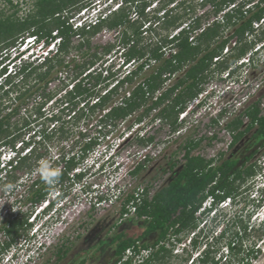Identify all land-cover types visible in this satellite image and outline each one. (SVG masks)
I'll return each instance as SVG.
<instances>
[{
    "label": "trees",
    "instance_id": "1",
    "mask_svg": "<svg viewBox=\"0 0 264 264\" xmlns=\"http://www.w3.org/2000/svg\"><path fill=\"white\" fill-rule=\"evenodd\" d=\"M0 1L7 5L5 9L0 8V145L11 146L14 149L18 136L11 128L13 116L21 113L33 95L35 99H43L35 106L40 112L48 100L63 90L67 91L55 101L58 102V106L52 110L49 117V120L54 122L53 126H62L66 121V119L62 121L59 113H64L67 122H71L73 126L91 120H96L95 126H117L121 120L129 116L134 117L129 125L133 126L134 123H139L150 116L153 108L159 107V111L152 118L160 117L164 123H170L175 130L179 126V113L184 110L187 102L201 91V85L213 71L211 68L213 63L226 55L218 64V69L222 70L230 62L245 55L256 41L264 38L262 30L261 35L255 36L254 40L248 39V35L255 31V24L264 19V0H203V5L210 4L212 10L195 16H189L187 12L182 15L178 12L174 14L177 8H182L186 2L169 0L168 4L174 5L165 10L163 15L155 13L154 17L148 10L153 0H124L127 5L111 11L99 18L96 23L83 27L74 26L70 22L71 13L75 8L80 9V5H89L92 0H33V7L25 16L19 15L20 1ZM191 11L194 13V10ZM211 13L215 16L214 20L204 27L203 24L208 21ZM219 13L223 14V22L217 19ZM151 20L162 22L165 30L175 32L147 38L145 27ZM228 28L234 30L227 35L225 32ZM103 29L119 32L120 41L117 39L116 44L110 42L95 44L92 38ZM153 29L156 30L150 27L148 31L153 32ZM195 31L199 33L195 34ZM25 36L35 37L38 41L43 40L45 44L54 42L56 51H50L47 56L43 58L38 56L30 61L23 58L25 51L18 50L15 56H10L8 48L19 49V45L22 46L26 40ZM232 39H235V44L228 48L227 54L225 50ZM170 46L173 47L172 50ZM114 47L115 53L122 51L120 54L125 63L136 65L110 87V82H104L111 78L114 81L118 77L117 73L110 72L107 77H103L104 68L100 66V70L96 71L93 67L102 59L101 57L111 54ZM165 48H170L168 53ZM72 49L81 57L80 61H77L75 56L66 61V55ZM106 60H103L102 65ZM10 67L14 69L9 70ZM42 68L45 69L42 71ZM53 70H56V74L51 77ZM148 70L151 71L137 82V79ZM180 72L182 74L171 84H166L173 75L176 76ZM63 73L68 75V78L64 77ZM32 75H35L34 82L21 89L19 83L27 81ZM57 78L62 88L52 93L47 89ZM128 85L134 86L130 92L121 95V91ZM157 90H160V93L155 95ZM14 92L16 97L13 101L8 104L9 106L2 107L4 97H9ZM120 95L121 99L118 100L116 97ZM260 102L255 101L227 124L233 133L230 149L247 133L252 132L251 143L252 145L256 143L252 152L242 159L224 158V152L219 153L217 158H207L193 152L201 144L202 138L199 140L187 138L182 146L184 161L181 169L174 172L179 162L170 161L169 170L174 172L172 178L151 198L145 196L135 216L132 217L140 219V232L135 236H127L124 231L116 232L110 240L114 247L109 260H113L104 264L120 261L129 247H134L136 252L152 248L150 256L139 264L165 262L171 257L175 247V244H172V247L168 248L166 243H173V240L180 243L183 240L182 234H189L199 226L200 217L196 214L209 196L214 197L215 203L229 198L235 202L238 196L246 191L242 190L244 183L246 184L248 179L254 177L261 169L258 168L257 162L249 163L259 149L264 147V110ZM245 116H248L246 124ZM27 120L30 121V118L27 117ZM27 120L25 124L28 123ZM17 124L15 123V126ZM57 130L61 132L60 139L66 137L67 132L63 127ZM57 130L48 132L44 128L43 139L52 140ZM28 139V141L24 139L25 146L33 144L34 140ZM42 155L33 149L31 155L23 156L19 164L13 166L14 171L18 168H33L36 160ZM72 165L73 161L69 160L68 169ZM2 170L0 166V173ZM141 171L140 165L132 173L137 174ZM13 173L8 175L11 181L17 179ZM67 177V171H62L58 180L64 182ZM30 183L32 196L30 199L34 200L45 198L52 188L44 184L41 178ZM129 198L131 196L124 202L129 201ZM121 210L125 211L124 205ZM206 212L209 213L210 210ZM2 227L11 237V241H15L30 224L25 217L13 216ZM242 227L246 232L248 225ZM21 229L24 231L20 232ZM225 232L226 230L223 234ZM152 237L154 239L149 241ZM240 241L242 235L236 232L227 242L230 253L236 250L241 252ZM198 243L197 238H194L192 247L196 248ZM67 245L61 244L56 254L60 257L65 255L69 248ZM247 251V260L243 259L238 264H250L249 259L255 256L257 250L251 248ZM86 259L79 260L77 264H85ZM221 261V258L212 256L211 250L204 251L199 258L200 264H221ZM124 264H132V260L128 259Z\"/></svg>",
    "mask_w": 264,
    "mask_h": 264
},
{
    "label": "built area",
    "instance_id": "2",
    "mask_svg": "<svg viewBox=\"0 0 264 264\" xmlns=\"http://www.w3.org/2000/svg\"><path fill=\"white\" fill-rule=\"evenodd\" d=\"M96 1L99 4L102 0ZM110 8H113V5ZM79 14L86 13L83 9ZM101 15L106 16V11L99 12L98 8H93L90 12V21L96 23ZM217 19L223 22V14L219 13ZM82 20L80 17H74L72 22L74 26L79 27L85 23ZM262 30H264V19L255 24V31L248 35V39L254 40L255 36L261 35ZM169 50L170 48H165L166 53ZM225 51L228 54V48ZM225 56L213 63L211 67L213 71L208 76L207 81L201 85V91L189 100L184 110L179 113V126L175 130L170 123H164L160 117L152 118L160 126H140L145 123L147 117L139 123H134L133 126H118L134 118L129 116L127 119L121 120L117 126H48L46 128L48 132L57 130L59 127H63L67 132L66 137L59 140L57 145L50 143V140L43 139L42 131L45 126H36L38 140L33 141L32 145L25 146L23 139L16 143L15 149L11 146H3L4 149L0 150V166L3 168L0 173V183L1 177L5 173L3 178L11 182V186L7 187L5 193H8L9 197L16 194V197H13L15 202L11 206L15 214L6 215V218L1 217L0 219V264H37L38 260L49 250L52 239L57 235L52 233L53 230L58 229L59 225L66 228L73 223L74 216H68L70 213L68 206L78 204L80 207H84L79 200L71 201L70 196H68L77 193L78 190L83 192L85 201L90 204L91 208H94L92 209V211L95 210L94 212H104L121 201L119 223L134 217L144 197L151 198L154 195L152 186L137 182L139 174L148 167L149 163L158 159L173 140L186 133L190 128L199 126L201 121L208 122V125L214 126V128L223 126L221 129L225 136L224 140H221V144L224 148L230 147L233 141V133L227 124L240 114L243 107L263 87L264 82L261 79L252 80L251 76L253 71L264 65V38L256 41L253 48L245 55L230 62L226 68L219 70L218 64L225 59ZM117 59L120 61L113 62L111 60L109 62L108 59L105 61L109 64L104 67L103 77H107L110 72H115L118 76L113 83H111L112 78L104 82H110L109 86L111 87L117 82V79L124 77L135 66V63L134 65L125 63L121 54ZM159 93L160 90H157L155 95ZM260 101V106L264 110L263 98H260ZM158 111L159 107H155L150 115L153 117ZM247 121L248 116H245L244 122ZM161 124H166V126ZM164 131H168V134H163ZM159 132H162L161 134L164 136L158 135ZM60 133L57 130L56 135ZM201 138L203 140V137H195L194 139L199 140ZM25 139L29 140L28 138ZM220 139L219 132L214 131L210 132V136L204 137V140L209 143H215ZM87 145L91 147L87 148ZM33 149L43 155L36 160L33 168L25 167L30 171L25 174L27 179H23L22 176L21 184L18 183L20 179L11 181L8 175L13 173V166L19 162L18 159L31 155ZM221 152L223 151H219L216 156L210 157L217 158ZM41 159H48L61 172L67 171L68 177L64 182L58 180L47 192L45 198L34 200L30 199L32 197L30 195L25 199L30 202L25 203L23 202V195L27 192H25L24 183L28 182V176H32L34 168H38V162ZM69 160L73 161L70 169L67 167ZM140 165L142 171L137 174L132 173ZM97 177H103V182L93 181ZM38 178L40 179V175L37 170L34 178L29 180L33 182L34 179ZM14 190L16 191L14 192ZM58 194H63V197L52 202ZM128 196L131 198L124 202ZM213 199L209 196L196 215H201ZM123 205L125 211L121 210ZM79 213L77 210V216ZM24 214L28 218L30 227L16 241H11V237L2 226L6 224L9 217L15 215L20 217ZM151 252L152 248H145L136 252L134 247H129L122 259L114 264H124L128 259L132 260V264H139L147 259Z\"/></svg>",
    "mask_w": 264,
    "mask_h": 264
},
{
    "label": "rangeland",
    "instance_id": "3",
    "mask_svg": "<svg viewBox=\"0 0 264 264\" xmlns=\"http://www.w3.org/2000/svg\"><path fill=\"white\" fill-rule=\"evenodd\" d=\"M22 2V5L20 4V16H25L28 14V12L33 7V0H14ZM107 1V4L111 1L112 4H114L113 7H116V9L119 8V6L127 5L125 2L121 4L122 0H105ZM98 3V1H96ZM110 2V3H111ZM120 4H119V3ZM169 0H153L152 5L150 6L149 11L151 12V16L154 17L155 13H158V15H163L165 10L171 8L174 3L168 4ZM180 2V0H179ZM185 4L182 6V8H177V11L180 15L187 12L190 15L189 16H195V15H203L207 11H211L212 8L210 4L203 5V0H185ZM103 2L101 1V3ZM6 3L3 1H0V8H6ZM80 7L84 8V6ZM103 7V5H102ZM77 9V8H75ZM73 9L72 11H74ZM186 10V11H185ZM194 10V13L191 11ZM215 16L211 13L208 21L203 24L204 27L210 22L214 20ZM185 20V17L184 19ZM189 23L190 21H186ZM184 25L186 23L184 22ZM150 27H154L156 30L153 29V32L148 31ZM147 31H146V37L149 36L154 37L157 35H167L170 32V29L165 30L162 27V22L157 23L153 20L149 21L146 25ZM174 30V29H173ZM179 30L178 28L176 29ZM234 28H228L226 30V34H231L233 32ZM175 32V31H174ZM173 32V33H174ZM155 33V34H154ZM199 31H197L195 34H198ZM145 37V38H146ZM26 38V36H25ZM120 34L119 32L114 31H108V30H101L98 34H96L92 41L100 44H116L117 39L120 41ZM157 37H155L154 40H156ZM32 40V41H31ZM77 42V40H75ZM33 42V38L25 40L22 46L19 45V49L17 48H8L10 52V56H15L16 52L19 50H23L27 48L28 46H31ZM118 43V42H117ZM235 44V39H232L231 43L227 46V48H231ZM41 46V45H40ZM119 47V46H118ZM171 47V46H170ZM117 48V47H116ZM39 48H36L38 50ZM114 49V50H113ZM112 49L111 54L105 55L101 57L102 61L99 60L98 63L93 67L94 70L99 71L100 66L103 68L105 65L109 64L111 60L113 62L120 61L117 59L122 51L115 53V47ZM173 47H171V50ZM45 50L43 49L41 52L35 51V55H30L31 51L29 53H26L23 58L26 60H35L36 57L41 56L42 58L45 57ZM39 51V50H38ZM44 52V55H43ZM67 56V57H66ZM66 61H70L73 56H75L77 61L81 60V57H79L78 53H76L75 49H72L69 54H67ZM100 56V55H99ZM108 59L109 62H104L103 60ZM136 65V64H135ZM14 68L10 67L9 70H13ZM45 68H42L43 71ZM92 69V68H91ZM151 70L146 71L141 78L137 79V82L142 80V78L147 75ZM56 70L52 72L51 77L55 76ZM182 72L178 73L175 77L171 78V81H167V84H171L178 76H180ZM72 74L70 73V76ZM64 77L68 78V75H65L63 73ZM35 75H32L31 77H28L27 81H22L19 83V86L21 89L27 88L28 85H31L34 82ZM15 80L17 78H14ZM252 80L261 79L264 82V65L258 67L255 71H253V74L251 76ZM112 81L111 83H113ZM136 83V81H135ZM61 83L59 79H55L52 81L48 87V91H51L52 93H55V91L59 90L61 87ZM134 85H128L126 86V89H123L121 91V95L126 94L131 91ZM168 86V85H164ZM70 87V86H69ZM111 87V86H110ZM19 88V89H20ZM62 88V87H61ZM264 88L263 87L258 91L260 92ZM20 89V90H21ZM61 90V89H60ZM19 91V90H18ZM67 90L59 91L57 92L54 97H52L50 100H48L47 103H45L42 107V110L40 112L38 107H35L36 104L43 101V99H35V95H33L27 102L28 105L24 106L25 108H22V111L20 114L13 116L11 119L12 126L14 134H17L18 140L17 142L25 139L30 138L34 141L37 139V133H36V126H45V129L48 128V126H53L52 121L49 120V117L51 116V112L53 109H55L56 106H58V102H55L56 100L60 99L62 95ZM257 92V93H258ZM256 93V94H257ZM255 94V95H256ZM38 96L40 94H37ZM120 96H117L116 98L119 100L121 99ZM254 95V96H255ZM16 97V93H11L9 97H4L2 107L9 106L11 101ZM227 98V97H226ZM260 98H263L264 100V90L262 91V94ZM230 99V98H229ZM36 100V101H35ZM115 100V99H114ZM140 112V111H139ZM66 113V111H65ZM58 116L62 117V121L64 124L62 126H73V124L70 122H67V116L64 113H59ZM27 117L30 118V121L27 120ZM28 121L27 124H25V121ZM133 118L127 120L124 124H119L118 126H129L132 122ZM96 120L86 121V123L81 122L78 126H93L95 125ZM15 123H18L17 126H15ZM85 124V125H84ZM167 124V123H166ZM166 124H161L165 125ZM14 125V126H13ZM57 125V124H56ZM58 126V125H57ZM139 126V125H135ZM140 126H160V124H157L153 121L152 115L148 116L145 120V123H143ZM212 127V128H211ZM223 126H209L208 122H203L199 124L197 127H192L186 133L178 137L177 139L173 140L164 150V153L155 161H152L149 163L148 167L139 174L138 177V183L148 184L149 186H152V190H154V193L159 190L162 186L166 185L169 180L172 178L173 173L178 171V169L181 167L182 162L184 161L183 154L184 149L182 146L186 142L187 138H195V137H203V140L201 144L194 149V154H200L204 155V157L209 158L210 156H216L219 151H223L225 153L224 158H230V157H238L243 158L250 154L252 152L253 148L255 147L256 143L252 145L251 143V133H247L233 148L230 149L224 148L221 144V140H224L225 134L222 132ZM158 131V129H157ZM219 132L220 140L217 142H207V140H204V137L210 136V132ZM158 135H163L165 133L168 134V131L159 132ZM164 136V135H163ZM60 139V134H55L54 138L50 140V143H53L57 145ZM162 139V138H161ZM38 140V139H37ZM61 140V139H60ZM258 146V145H257ZM3 150V145H0V150ZM224 149V150H223ZM178 161V166L174 169V172L169 170L170 161ZM257 162L258 168L260 167V171L254 176L250 177L248 179V182L245 184L242 188L243 193H241L238 196L239 201L236 204H229V201L225 202L221 205V209L217 213L215 217L209 216H203V218H200V227L197 229L200 230V234L198 231H196V235L193 236V231L189 234H182L184 237V240L182 243L175 244V247L173 248V254L169 259H167L165 262H162L160 264H200L199 259L197 256L202 254L206 250H211L212 256H215V258H221L222 263L221 264H238L241 262V260H247L248 256V249L254 248L257 250L254 254L255 256H252L249 259L250 264H264V147H261L259 151L251 158L250 162ZM36 170V171H35ZM38 168H34L32 171V176H28V182L24 183L27 184L25 188V192H27L25 195H23L24 199L23 202L29 203L30 201L26 199V197L31 195L30 191V180L33 179L34 176L37 174ZM28 169L26 168H18L13 173L17 176L16 180H19L18 183H22L21 177L23 176V179L26 178V173H28ZM35 172V173H33ZM5 174V173H4ZM2 175L1 177V183H0V219L1 217L6 218V215H12L15 214L13 212V209H11V206L14 205L15 199H13L12 196L9 197L8 193H5V190H7V187L11 186L10 181L8 179H4ZM33 177V178H32ZM3 178V179H2ZM97 177L93 181L101 182L103 180V177ZM27 179V178H26ZM15 180V181H16ZM103 182V181H102ZM16 190H14L15 192ZM70 196V200H79L81 203H83L84 207H80L78 204L75 206H68L69 207V214L68 216H74L73 223H71L69 226L64 228L62 225L58 226V229H54L52 233H56L55 238L52 239L51 247L49 248L46 253L38 260L37 264H77L79 260L83 257V253L86 251H90L92 253H95L97 256L96 258L90 260L92 261V264H104L109 263V261H112L113 259L109 260L110 252H112L113 245L110 242L112 236L119 231H124L127 236H135L137 235L139 230V225L141 224L140 219L135 218H129L125 220L122 223H119V210L121 206V201H119L116 205H114L112 208H109L108 210L104 212H94L92 211L90 207V204L85 201L86 198L84 197L83 192L80 190L77 191V193H72ZM53 198V197H52ZM67 207V208H68ZM77 210H79V215L77 216ZM70 218V217H69ZM242 220V222H241ZM248 225V228L246 232L244 231V228L242 226ZM65 226V224H64ZM62 227V229H60ZM60 230H62L60 232ZM226 230V232L223 234V232ZM236 232H239L242 235V241L239 242L240 247L242 246L241 252L230 253V251L227 248V242L235 236ZM191 237L197 238L198 245L196 248H192L189 244ZM154 237L149 239V241H152ZM70 241V242H68ZM104 241V242H103ZM71 244L72 251L71 253L65 257L64 259H60V261H56V250L61 244ZM69 244V245H70ZM172 242L166 243V246L168 248L172 247ZM187 245V247H185ZM68 246V245H67ZM183 248L185 249L184 251ZM98 257V258H97ZM107 259V260H106ZM94 262V263H93Z\"/></svg>",
    "mask_w": 264,
    "mask_h": 264
},
{
    "label": "clouds",
    "instance_id": "4",
    "mask_svg": "<svg viewBox=\"0 0 264 264\" xmlns=\"http://www.w3.org/2000/svg\"><path fill=\"white\" fill-rule=\"evenodd\" d=\"M17 2V1H16ZM102 2H103V4H98L97 2H95V0H92L91 1V3L89 4V5H87V6H85L84 8H82V7H80V9H78V10H74V11H72V13H71V17H70V22L73 24V18L74 17H80L81 19H83L82 21L83 22H85L84 23V25H81V26H79V27H83V26H86V25H90V24H94V23H92L91 21H90V12H91V10L93 9V8H98L99 9V12H104V11H106V13L107 14H109V13H111V11H113V10H115L116 9V7H113V8H110V6H114V4H112V2H111V4L109 5V7H108V4L106 3L107 1H105V0H102ZM124 2V0H122L121 1V4ZM21 5H22V2H21ZM102 5H103V7H102ZM122 6H124V5H122ZM122 6H119V8L120 7H122ZM84 9V11H85V13L87 14H83V15H80L79 13H81V11ZM79 14V15H78ZM133 15V14H132ZM134 16V15H133ZM101 17H103V15H101V16H99V18H101ZM74 25V24H73ZM31 38H33V42L36 40V38L35 37H29V36H27L26 37V40L27 39H31ZM32 41V40H31ZM33 42H32V45L31 46H28L27 48H25V49H23V50H21V51H25V54L26 53H29L30 51H31V54L30 55H35L38 51L33 47ZM44 49H46L47 50V52H45V56H47L48 55V53L50 52V51H56V46H55V43H54V45L52 46V45H50L49 46V48H44ZM45 50V51H46ZM35 51H36V53H35ZM24 54V55H25ZM43 55H44V52H43ZM258 100H260V98L258 99ZM244 108V107H243ZM247 108V107H246ZM246 108H244L243 109V111L246 109ZM243 111H241L240 112V114L243 112ZM245 124H246V122H245ZM18 161H19V159H18ZM19 164V162L16 164V165H18ZM38 172H39V175H40V178H41V180L49 187V188H51V187H53L55 184H56V182L58 181V179H59V177L61 176V171H60V169L59 168H57V167H54L53 165H52V163L48 160V159H41L39 162H38ZM25 185V187L27 186V184H24ZM63 194H58L53 200H52V202H55V201H57V200H59V199H61L63 196H62ZM211 197H213V196H211ZM214 198V197H213ZM227 201H229V204H236L238 201H239V199L237 198V200L234 202L231 198H229V199H227V200H225V201H221V202H218V203H215L216 202V200L215 199H213V201H212V203L209 205V206H207L203 211H202V213H201V215H199V217L200 218H203V216H209V215H211L212 217H215L216 215H217V213L219 212V210L221 209L220 207H221V205L222 204H224L225 202H227ZM207 210H210V212L208 213V212H206ZM17 217H19V216H17ZM21 217H25L27 220H28V218L26 217V215L24 214L23 216H20V218ZM200 227V219H199V226L195 229V230H193V236H195L196 235V231H198L197 229ZM27 231H25V233H26ZM198 233L200 234V230L198 231ZM17 239H18V237H17ZM16 239V240H17ZM193 239H194V237H191V239H190V242H189V244L191 245V247H192V241H193ZM15 240V241H16ZM183 240H184V237H183ZM173 243L174 244H177V243H179L178 241H175V240H173ZM180 243H182V242H180ZM185 247H187V245H185ZM193 248V247H192ZM185 249L183 248V250L182 251H184ZM202 254H200L199 256H197V258L199 259L200 258V256H201Z\"/></svg>",
    "mask_w": 264,
    "mask_h": 264
},
{
    "label": "flooded vegetation",
    "instance_id": "5",
    "mask_svg": "<svg viewBox=\"0 0 264 264\" xmlns=\"http://www.w3.org/2000/svg\"><path fill=\"white\" fill-rule=\"evenodd\" d=\"M41 45V46H40ZM50 45H54V42L53 43H50V44H45L44 43V41L42 40V41H38V39H36L34 42H33V47L36 49V48H39L37 51L38 52H41L44 48H49V46ZM45 52H47V50L45 51ZM49 54V53H48ZM252 134V133H251ZM11 216V215H10ZM16 216V215H15ZM13 217V216H12ZM11 217H9L8 219H10ZM22 218V217H21ZM7 219V220H8ZM24 231V229H21V231L20 232H23ZM20 237V236H19ZM181 242H183V240L181 241ZM70 244V243H69ZM68 244V246L67 247H69L68 248V250H67V252H66V254L65 255H62V257H60V255H58V254H56V261H60V259H64L65 257H67L70 253H71V249H72V246H71V244L69 245ZM84 255H83V257L81 258V259H83V258H87L86 259V262H85V264H92V261H94V260H92V259H94V258H96V254L95 253H92V252H90V251H86V252H84L83 253ZM98 258V257H97ZM170 257H168L167 259H169ZM166 259V260H167ZM90 260H92V261H90ZM94 263V262H93Z\"/></svg>",
    "mask_w": 264,
    "mask_h": 264
},
{
    "label": "water",
    "instance_id": "6",
    "mask_svg": "<svg viewBox=\"0 0 264 264\" xmlns=\"http://www.w3.org/2000/svg\"><path fill=\"white\" fill-rule=\"evenodd\" d=\"M264 90V88L260 91V92H258L245 106H244V108H246V107H248V106H250L252 103H254L255 101H257L259 98H260V96H261V94H262V91ZM243 108V109H244ZM243 109L241 110V111H243ZM182 167V166H181ZM181 167L178 169V171L181 169Z\"/></svg>",
    "mask_w": 264,
    "mask_h": 264
}]
</instances>
